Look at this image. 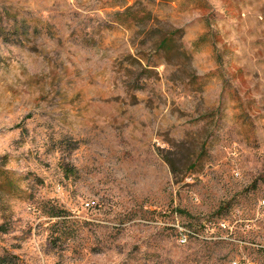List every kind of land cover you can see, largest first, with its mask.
<instances>
[{
	"label": "rangeland",
	"instance_id": "374dc122",
	"mask_svg": "<svg viewBox=\"0 0 264 264\" xmlns=\"http://www.w3.org/2000/svg\"><path fill=\"white\" fill-rule=\"evenodd\" d=\"M234 261L264 264V0H0V264Z\"/></svg>",
	"mask_w": 264,
	"mask_h": 264
},
{
	"label": "trees",
	"instance_id": "16d2710c",
	"mask_svg": "<svg viewBox=\"0 0 264 264\" xmlns=\"http://www.w3.org/2000/svg\"><path fill=\"white\" fill-rule=\"evenodd\" d=\"M166 43H167V40L165 39V41H163L162 43H160L159 48H161V47H164V48L167 47Z\"/></svg>",
	"mask_w": 264,
	"mask_h": 264
},
{
	"label": "built area",
	"instance_id": "2783aa9c",
	"mask_svg": "<svg viewBox=\"0 0 264 264\" xmlns=\"http://www.w3.org/2000/svg\"><path fill=\"white\" fill-rule=\"evenodd\" d=\"M90 205V204H89ZM233 264H240V263H238V261H234V263Z\"/></svg>",
	"mask_w": 264,
	"mask_h": 264
}]
</instances>
